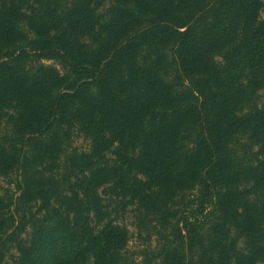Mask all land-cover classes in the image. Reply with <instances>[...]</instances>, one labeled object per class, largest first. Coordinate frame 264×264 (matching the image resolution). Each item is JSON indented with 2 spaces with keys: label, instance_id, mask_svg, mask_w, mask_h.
Segmentation results:
<instances>
[{
  "label": "trees",
  "instance_id": "obj_1",
  "mask_svg": "<svg viewBox=\"0 0 264 264\" xmlns=\"http://www.w3.org/2000/svg\"><path fill=\"white\" fill-rule=\"evenodd\" d=\"M110 3L119 17L135 21L137 27H111V43L97 52L82 53L71 43L80 25L94 18L90 4L70 14L66 26L31 27L34 34L23 43L9 40L0 45V76L9 90L28 102L21 148L4 155L16 172L8 183L17 184L19 201L24 200L29 192L24 175L31 160L27 149L44 147V141L53 140L67 124L92 138L93 156L102 157L115 144L123 149L119 156L124 160L127 153L136 154L129 159L131 166L147 181L122 180L119 188L124 192L131 190L146 200L152 187L189 192L181 204L191 214H182L183 226H174L170 234L180 243L153 252L151 260L164 255L173 264H233V257L236 264L264 260V215L254 214L238 196L228 148L244 132L261 136L264 149V106L259 107L250 92L254 77L264 84V0ZM17 14L11 13L10 19ZM8 27L0 20V37L10 36ZM143 45L156 54L151 65L139 63ZM216 55H224L228 65L218 64ZM42 61L56 62L62 72L41 67L39 80L30 71L18 73L9 67ZM246 73L251 77L248 84L243 80ZM246 108L250 111L240 114ZM261 166L264 181V162ZM82 206L68 202L67 209L78 216L74 223L60 221L42 231L40 244L28 252L34 256L31 264H85L88 259L118 264L128 233L111 223L95 233L87 220L82 221ZM18 218L17 203L0 197V253L16 242ZM199 225L201 230L210 226L218 239L195 262L194 241L187 252L183 232L192 241ZM226 227L253 235L251 254H234Z\"/></svg>",
  "mask_w": 264,
  "mask_h": 264
},
{
  "label": "rangeland",
  "instance_id": "obj_2",
  "mask_svg": "<svg viewBox=\"0 0 264 264\" xmlns=\"http://www.w3.org/2000/svg\"><path fill=\"white\" fill-rule=\"evenodd\" d=\"M111 2L119 6L135 5L133 0ZM88 4L95 9L94 18L88 19V24L80 22L81 25L71 42L82 53L90 54L108 46L111 43L110 28L113 26L137 27L134 25L135 21L119 17L110 0H0V20L5 21L10 30L9 37H0V45L9 40L11 43H23L27 36L34 34L31 27L48 25L53 30L60 25L66 26L67 17L77 8L84 9ZM13 10L18 14L14 19H10ZM5 12L9 15H4ZM55 32L52 31V34ZM153 52L151 46L143 45L139 63L151 65V58L156 55ZM215 60L222 67L228 65L224 55H216ZM9 67H16L18 73L30 71V74L39 80L42 78L41 67L55 68L62 72L61 66L53 61H42L32 67L28 62L10 64ZM243 80L246 83L251 80L248 73ZM256 80L259 82H255ZM252 81L254 86L250 92L254 94L253 100L262 107L264 84L259 85L261 78L258 76ZM27 106L28 102L9 90L0 76V197L17 203L21 229L16 242L8 244L7 249L0 253V264H31L34 256L30 258L28 252L38 247L42 231L55 227L60 221L71 225L77 219V213L67 209L68 202L73 205L76 202L82 203L79 213L82 221L85 224L87 220L88 226L95 233L100 232L109 223L128 233V243L118 264H173L172 259L165 258V255L151 260V254L163 249L170 250L180 243V240H175L170 234L174 226H183L180 219L182 214H191L189 209L181 204L189 192L152 187L151 191L147 192V200L131 190L124 192L119 188L122 180L134 184V179L142 182L147 179L131 166L129 159H135L136 154L127 153L128 159L124 160L119 156L124 151L119 150L118 144L105 151L102 157L93 156L95 146L92 138L80 129L64 124L53 140L44 141V147L33 145L27 149L30 151L31 160L27 163L24 182L28 185L29 192H26L24 200L19 201L21 190L16 183H8L16 177V172L12 167V160L6 156L14 155V150L21 148L19 137L23 130L22 122ZM249 111L250 108H246L241 110L240 114H247ZM262 141L261 136L254 138L251 134L240 132L228 148L232 152L231 166L234 169L233 174L237 177L235 189L238 196L244 197V204H247V208L254 214L263 216ZM124 161L127 164H124ZM70 209L72 210V207ZM198 227L192 241L186 231L183 232L184 249H190L191 242L194 241L195 262H199L200 256L210 250L218 239L214 232L209 230L210 226L202 230L200 225ZM226 231L227 243L234 248V254H251L252 247L249 242L253 235L250 238L236 227H226ZM167 236L169 238L165 239ZM213 253V256H218L217 250ZM232 263L236 264L234 257ZM85 264H93V260L88 259ZM257 264H264V260H259Z\"/></svg>",
  "mask_w": 264,
  "mask_h": 264
}]
</instances>
